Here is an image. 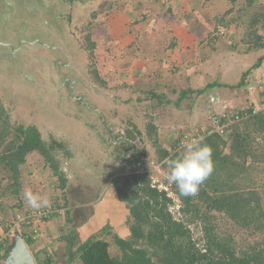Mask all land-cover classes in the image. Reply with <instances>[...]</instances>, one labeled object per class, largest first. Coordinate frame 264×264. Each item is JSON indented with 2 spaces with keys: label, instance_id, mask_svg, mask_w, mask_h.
I'll list each match as a JSON object with an SVG mask.
<instances>
[{
  "label": "rangeland",
  "instance_id": "rangeland-1",
  "mask_svg": "<svg viewBox=\"0 0 264 264\" xmlns=\"http://www.w3.org/2000/svg\"><path fill=\"white\" fill-rule=\"evenodd\" d=\"M49 1L51 0H40L47 8L59 3L63 9V13L55 17L54 30L51 31L54 35H49L50 31H45L42 26L29 34L18 35L20 40L31 46L30 53L43 54L42 58L37 57L35 61L27 62L24 58L27 56L22 53L27 51L24 44L25 50L18 56L22 60L21 66L17 68L19 73L25 78L31 76L34 79L33 84L38 86L37 89H29L25 83L17 79V76L16 79H12V83L17 87L0 77V104L8 117L7 128L4 130L3 125L0 127V134H5L4 140L0 142V158L7 153L8 147L16 139L19 126L35 127L47 143L56 139L70 149L72 157L65 156L61 151L55 152L60 172L67 182L64 189L60 177L51 170L46 161L39 154L32 153L27 157V162L20 167V188L16 190L12 187L10 169L1 162L0 236L7 235L13 228L18 229L19 219L34 211L23 198V192L30 189L41 196L47 195L51 200L50 207L55 211L51 218L55 233L45 228L48 222L40 225L42 236L44 234V240L46 239L49 245V248L45 246V249L53 256L54 264H81L77 249L82 243L76 241V233L92 215L96 216V219L92 218L94 228L91 229L97 228V223L101 220V239L110 243V252L113 256L121 255V250L114 242V236L125 240L131 239V225L134 219L129 203L121 204V200L118 202L115 181L121 187H125L127 182L134 181L136 175L147 173L152 185L167 191L173 199L170 211L174 218L184 222L190 229L192 241L198 248L205 249L207 243L205 224L201 219H194L193 212L181 211L183 203L176 193L177 188L167 182V165L160 160L158 147L154 145L157 136L162 149L174 151L173 146L177 148L180 138L194 129L191 126L193 112L191 104L196 95L180 101V92L183 90L181 87L187 86L181 84L180 77H184L183 74L186 72H182V76L176 78L178 70L175 66L171 67L165 59L160 63L148 61L146 53L147 50L151 51L157 47L155 46L157 42L151 40L154 36L160 38L159 41L167 50L166 47L176 39L179 32L175 30L176 26L173 27L174 24L182 26L199 24L197 36L202 39L209 38V48H216L218 45V48L221 46L222 50L229 52L234 51L231 47L239 48L240 52L245 51L247 48L243 44L245 30L234 27L229 30L218 29L216 17H220L229 8L223 3L225 0H63L69 3V8L71 5V9H74L69 15H65L68 11L64 3L58 2L60 0L56 3L53 0L50 5ZM73 1L76 5L71 3ZM53 12L54 9L49 10L45 17ZM52 18L54 20V16ZM144 42H147L148 47H145V50L141 45ZM92 43H95V48L91 47ZM69 49L71 51L68 52ZM154 53L152 52L153 55ZM260 53L253 57L256 59H253L252 66L262 55ZM65 55L72 56V60L78 57V62L85 67L87 76L94 84L103 86L110 95L116 94L121 98L120 111L113 113L112 119L109 114L104 118L109 123L113 122V119L117 121L112 125L115 133L112 142L111 129L102 124L100 113L85 108L83 110L80 104L68 99L56 102L50 87L58 85L63 88L65 85L64 69L68 67L62 59ZM142 58H145L144 61L147 63L143 69L145 73L141 75L145 82L138 86L134 85V79L140 76L133 71L132 63L135 60L141 61ZM54 59L55 68L51 65ZM30 68L39 69L38 74L44 73L43 76L47 78L50 75L47 80L49 84L43 87L39 85L40 78ZM158 69H166V72L158 74ZM69 72L72 73L71 69ZM96 73L100 75L102 82L96 78ZM55 74L56 77L53 76ZM174 77L179 80L178 85L173 84ZM97 86L96 89L99 90ZM173 89H176L177 93H174ZM154 90L164 97L148 99L147 95ZM212 93L207 92L199 98L195 127L203 123V126H207L213 113L229 111L235 105L250 106L246 103L248 94L245 92L236 98L235 103H233L235 93L226 95L227 100L231 101L220 100L216 103L212 101L213 97H210ZM146 97L145 101H139ZM90 104L94 108L99 107L96 102ZM187 106L189 110L185 109ZM153 127L155 131L153 130L151 136L150 129ZM129 132L135 136L132 142L136 147V154H139L138 151L146 152L142 158L143 166L141 164L138 169L135 161L129 162L124 142L122 143L121 139L116 140L118 136L129 137ZM138 132L142 133V137ZM229 152L230 150L226 149L225 153ZM253 179L258 185L264 205V175L254 173ZM250 183L252 184L249 176L240 182L246 187L250 186ZM195 197L201 206V216L205 217V214H208V226L221 239L230 243L237 256L263 247L261 244L264 240V230L257 231L253 227L239 226L223 213H207L206 205L202 201L198 202L197 195ZM113 202L117 214L105 212L104 206L111 210ZM98 204L101 209H98ZM115 216H118V222L114 219ZM97 235L98 232L93 234ZM0 254H3V251Z\"/></svg>",
  "mask_w": 264,
  "mask_h": 264
},
{
  "label": "trees",
  "instance_id": "trees-1",
  "mask_svg": "<svg viewBox=\"0 0 264 264\" xmlns=\"http://www.w3.org/2000/svg\"><path fill=\"white\" fill-rule=\"evenodd\" d=\"M194 1V0H193ZM199 1V0H197ZM209 1V0H208ZM223 3L229 7L220 17H216L218 29L243 28L245 37L243 44L245 51L231 47L238 54L264 51V2L258 0H225ZM95 43L91 44L95 48ZM178 46L175 39L167 49H174ZM241 48V47H240ZM242 49V48H241ZM233 51V52H234ZM264 62V55L246 71L238 85L233 88H240L244 85L251 72L260 67ZM98 73L96 78L102 82ZM214 85L209 83L204 89L182 90L180 101L189 98V95L197 93L202 95L213 89ZM177 90L173 89V92ZM148 99L164 97L158 95L155 90L150 92ZM191 97V96H190ZM147 97L139 99L145 101ZM162 104V102H159ZM245 106L244 108H250ZM236 109H231L232 114ZM7 114L0 104V127L4 130L8 126ZM154 127L150 129L152 136ZM2 133V132H1ZM140 137L142 133L138 132ZM4 135V136H3ZM129 140L134 141L135 136L128 133ZM5 134H0V142L4 140ZM152 140V137L149 138ZM178 142V141H177ZM176 142V143H177ZM205 143L212 149L214 161V172L204 182L197 193L198 202H203L207 207V213L219 212L226 214L237 225L251 228L257 231L264 230V205L258 185L253 179V174L259 172L264 175V113L250 116L236 123L232 128V133L228 137L215 134L205 139ZM125 153L130 149V143L124 142ZM154 145L158 147L160 160L175 158L182 154L183 149L169 151L159 146L158 137L155 136ZM229 149V153H225ZM56 151H61L67 157H72L70 149L62 142L52 139L47 143L43 140L41 133L35 127L17 128V137L8 147L7 153L1 155L0 163L12 173V187L16 190L20 188V167L27 162V157L32 153L39 154L49 165L51 170L60 177L62 186L65 189L66 179L60 172L59 162L55 156ZM141 164L143 166V156L145 151H138ZM131 162V161H129ZM137 169L138 162L135 161ZM258 166V167H257ZM263 166V167H262ZM249 176L252 184L248 187L240 184L242 180ZM117 193L121 202L130 205L133 216L131 225V236L129 240L114 236V242L121 250V255L113 256L110 252V243L101 238L82 243L77 254L81 264H264V240L263 247L255 248L253 252L244 253L237 256L230 246V243L221 239L212 231L207 224L208 214L201 216V206L196 201V197H183L176 193L183 203L182 212L194 214V219H201L206 235V248H198L192 241L191 232L188 226L176 220L170 211L173 199L167 191L158 189L152 185L147 173L136 175L134 181L125 187H121L117 181ZM49 218L41 221L45 224L51 221L55 211ZM192 222V221H190ZM40 237L37 241L27 239V244L32 248L34 257L38 264H54L53 256L44 248H38L41 244ZM13 244L11 232L4 245V254H0V264L4 263L10 248ZM144 245V247L142 246Z\"/></svg>",
  "mask_w": 264,
  "mask_h": 264
},
{
  "label": "crops",
  "instance_id": "crops-1",
  "mask_svg": "<svg viewBox=\"0 0 264 264\" xmlns=\"http://www.w3.org/2000/svg\"><path fill=\"white\" fill-rule=\"evenodd\" d=\"M175 26H176L175 30L179 31L177 32L178 34L175 37L176 40L178 41V46L174 49L166 50L164 49L162 42L159 41L160 38L158 36H154L152 37L151 40H153L154 42H157L155 44V46L157 45V47L151 51L147 50V53L145 52L147 54L148 61H153V62L158 61L160 63L163 59H165L166 61H168V63L171 64V67L175 66L176 69L178 70V73H176L175 71L176 78H179L180 76H182L181 73L182 72L184 73L185 71L186 73L183 74L184 77H180L182 79V80L180 79L181 84L187 85L186 87H181L183 88V90L204 89L209 83H211L214 85V88L207 91V92H210V91L213 92L210 95V97H216V99L218 98L219 100H222V101L224 100V102L225 101L229 102L231 100H227L228 98L226 97V95L235 93V97L233 99L234 100L233 103H235L236 98H239V96L242 95L243 92H245L246 94H248L246 103H249L250 105L252 104L255 105L257 102H259L264 92V86L262 85V82L264 81V62L260 67L256 68L255 70L251 72V74L246 79L242 87L233 88V86L238 85V83L242 79L243 74L246 71L250 70V68L252 67V63L256 59V58L254 59L253 57L258 56L260 52L238 54L237 52H229V51L222 50L221 46L218 48V45L216 48H209L210 46L209 38L202 39L197 36V33H199L197 26H199V24L198 25L187 24L184 26L180 24H174L173 27ZM153 38H157V39H153ZM213 40L214 39H212V42ZM143 44L141 45L143 46V49L145 50L147 42H144ZM152 52H155L154 55L152 54ZM260 54L264 55V51L261 52ZM144 60L145 58H142L141 61L135 60L132 63L133 71L135 72V74H138L140 77L141 75L145 73L143 69L147 65V63H145ZM157 72L158 74H160V72L165 73L166 69L165 70L158 69ZM140 77L134 79L135 80L134 85L140 86V84L145 82L144 78L141 77L140 79ZM176 78L173 83L174 85L176 84L178 85L179 83V80ZM260 79L262 80L261 82L259 81ZM177 88L178 87H176V89ZM174 93H177V92L174 91ZM206 93L202 95H205ZM193 95H196V98H194V101L191 104V108L193 109L191 126L194 129H200L204 125V123L201 126L195 127L194 125L196 123H194V120H195V114H196V107L199 105L198 104L199 98H201L202 95H198L197 93ZM193 95H189L188 97L193 96ZM233 108L241 109L243 107L235 105ZM185 109L189 110V107L187 106ZM115 199L116 198H114V200ZM118 199H117L118 202H120V198ZM120 203L122 204L123 202H120ZM99 205L100 204L97 205L98 209H101V207L99 208ZM114 209H115L114 202H113V206L111 205V210L104 206V211L110 214H113V213L117 214L118 211ZM105 212L104 214H106ZM102 213L103 211H101V215ZM115 217L116 218L114 219H116V222H118L119 221L117 218L118 216H115ZM92 218L96 219V216L92 215ZM92 218L90 216L77 229L78 233H76L77 235L76 241H78L79 244L84 243L86 241L102 238L100 236L102 221L100 220V223H97L98 226L97 228H95L97 230L91 229V228H94V225L92 224ZM52 224H53L52 221L48 222L47 224H45V228L49 229L51 233H55ZM95 232H98L97 236H93ZM41 242L42 243L39 244V246H37L38 248H44L45 246L49 248V245H47L46 239L44 240V234L42 236ZM30 251L32 252L31 249ZM32 254L34 255L33 252Z\"/></svg>",
  "mask_w": 264,
  "mask_h": 264
},
{
  "label": "water",
  "instance_id": "water-1",
  "mask_svg": "<svg viewBox=\"0 0 264 264\" xmlns=\"http://www.w3.org/2000/svg\"><path fill=\"white\" fill-rule=\"evenodd\" d=\"M54 9L52 14L45 17L46 12ZM63 13L62 7L56 3L50 8L44 6L40 0H0V77L10 81L18 77L20 81L25 83L29 89H37L34 79L31 76L24 77L17 69L21 66L22 60L18 58L19 53L23 50V45L26 44L27 51H23L25 60L33 62L37 57L42 58L43 54L29 52V44L24 43L18 38L19 34H29L33 30H37L42 26L45 31H50L49 35H54L53 27L56 22L55 17ZM54 16V20L52 18ZM15 67V68H13ZM37 75L41 82L39 85L46 86L49 83L47 80L50 75L43 76L44 73L38 74L39 69L30 68ZM15 77V78H13ZM43 81V82H42ZM140 167V166H139ZM13 244L10 248L3 264H37V261L30 251L26 241L22 237L18 229H14L11 233Z\"/></svg>",
  "mask_w": 264,
  "mask_h": 264
},
{
  "label": "flooded vegetation",
  "instance_id": "flooded-vegetation-1",
  "mask_svg": "<svg viewBox=\"0 0 264 264\" xmlns=\"http://www.w3.org/2000/svg\"><path fill=\"white\" fill-rule=\"evenodd\" d=\"M52 2L53 0L49 1L48 4L49 3L51 4ZM54 2L56 3L57 0H54ZM58 2H62L66 5L68 13H66L65 15L67 14L69 15L70 11L74 10V9H71V5L69 8V3H67L66 1L60 0ZM71 3L76 5L74 1ZM69 51H71V49H69L68 52ZM62 59L64 60L62 61L66 65H68V67L64 69L65 74L67 76V77L65 76V79H64L65 85L63 82V85H64L63 88L59 87L58 85H51L50 87V89L52 90V93L56 97V102H61L62 100L65 101L66 99H68L69 101L71 100V102L80 104L81 105L80 108H82L83 110L85 108L88 111L90 110L95 113H100V116H102L101 118L102 124L107 126L108 129H111L110 130V133H111L110 140L114 139L115 133H114V130L112 129V125L115 124L113 122H117V121H115L116 119H113V122L109 123V121H107V119H104V118L106 115L108 116L109 114V117L112 119L114 115L113 113L115 112L118 113L120 111L119 103H121V98L116 94H115L116 97L113 95H110L108 92H106L107 90L103 86H100L101 87L100 88L99 86L94 84L90 80V78L87 76L85 67L81 66L80 62H78V57L72 60V56L69 55L68 57V55L67 56L65 55V57L62 56ZM51 65H53V67L55 68V65H56L55 59L52 60ZM69 69H71L72 73L69 72ZM56 75L57 74L53 76L56 77ZM96 86L99 88V90L96 89ZM93 102H96V104L99 107H96V108L92 107L90 103H93ZM109 106H111V108ZM118 139H121L122 143L127 142V141L130 143V149L127 151V156L130 161L132 162L137 161L138 165L141 166V160H140L141 158H140V155L136 154V147L133 145V142L125 136L116 137V140ZM130 155H133V157L132 156L130 157Z\"/></svg>",
  "mask_w": 264,
  "mask_h": 264
},
{
  "label": "clouds",
  "instance_id": "clouds-1",
  "mask_svg": "<svg viewBox=\"0 0 264 264\" xmlns=\"http://www.w3.org/2000/svg\"><path fill=\"white\" fill-rule=\"evenodd\" d=\"M163 164L168 168L167 182L174 184L183 197L196 196L200 186L212 175L215 167L212 149L205 143L203 136L187 141L182 154L175 158H166ZM23 198L27 205L36 211L51 206L47 195L41 196L30 189L23 192Z\"/></svg>",
  "mask_w": 264,
  "mask_h": 264
},
{
  "label": "built area",
  "instance_id": "built-area-1",
  "mask_svg": "<svg viewBox=\"0 0 264 264\" xmlns=\"http://www.w3.org/2000/svg\"><path fill=\"white\" fill-rule=\"evenodd\" d=\"M262 83L264 86V81ZM212 101L216 103L220 100L213 97ZM229 111L223 110L213 113L210 116L209 124L207 126H202L200 129H192L186 132L180 138V141L177 144V150L184 149L186 142L197 136H203L205 139L215 134H219L223 137L230 136L232 128L236 125V123L250 116L264 112V92L259 102L252 107L236 109L232 114H229ZM52 212L51 208L41 209L40 211L34 210L31 213L29 212L25 214L23 219H19L17 222L19 224L18 229L25 241L29 238L33 241H37L40 237H42V230L40 227L41 221L49 218ZM14 229L15 228L11 230V233ZM8 238L9 233L7 235L0 236V252L5 251L4 245L6 244Z\"/></svg>",
  "mask_w": 264,
  "mask_h": 264
}]
</instances>
